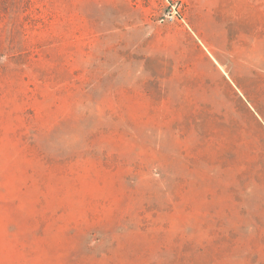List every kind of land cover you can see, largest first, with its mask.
<instances>
[{
	"label": "rangeland",
	"instance_id": "1",
	"mask_svg": "<svg viewBox=\"0 0 264 264\" xmlns=\"http://www.w3.org/2000/svg\"><path fill=\"white\" fill-rule=\"evenodd\" d=\"M65 239L264 264V0H0V264Z\"/></svg>",
	"mask_w": 264,
	"mask_h": 264
},
{
	"label": "trees",
	"instance_id": "2",
	"mask_svg": "<svg viewBox=\"0 0 264 264\" xmlns=\"http://www.w3.org/2000/svg\"><path fill=\"white\" fill-rule=\"evenodd\" d=\"M30 0H27V2H29ZM37 1H40V0H37ZM69 1L70 0H67V3H69ZM31 232H32V230H31ZM72 237V235H70V238ZM68 240L69 239H65L64 240V242H63V244H61L60 246H59V250H58V257H57V259H56V261H57V264H75V263H73L72 261H70L69 259H67L66 257H65V251L67 250V248H68V246H67V242H68ZM43 259L47 262V261H49L45 256L43 257ZM67 261V263H65ZM147 264V263H146ZM151 264H156V263H154V262H152ZM165 264H186V263H184V262H182V261H172V262H169V263H165ZM188 264H209V263H207V262H201V261H199V262H189Z\"/></svg>",
	"mask_w": 264,
	"mask_h": 264
}]
</instances>
